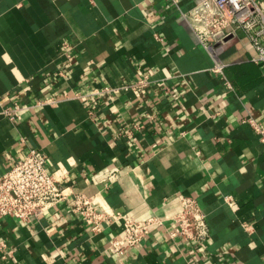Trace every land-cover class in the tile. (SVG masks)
Wrapping results in <instances>:
<instances>
[{"label":"crops","instance_id":"0c3cea01","mask_svg":"<svg viewBox=\"0 0 264 264\" xmlns=\"http://www.w3.org/2000/svg\"><path fill=\"white\" fill-rule=\"evenodd\" d=\"M256 56L240 30L212 56L169 0H0V174L41 149L67 191L137 219L192 196L210 230L204 252L155 227L114 255L119 223L92 235L67 198L31 222L5 217L0 264H264V142L244 122L264 128ZM141 74L146 88L123 89ZM105 86L120 88L94 92ZM14 102L31 105L11 121Z\"/></svg>","mask_w":264,"mask_h":264},{"label":"built area","instance_id":"2783aa9c","mask_svg":"<svg viewBox=\"0 0 264 264\" xmlns=\"http://www.w3.org/2000/svg\"><path fill=\"white\" fill-rule=\"evenodd\" d=\"M180 18L192 30L196 40L212 56L216 43H224L238 30L256 51L257 62H264V12L255 0H192L188 10L180 7L182 0H169ZM157 38V37H156ZM225 64L215 60L209 69L230 87L224 69ZM145 74L134 78L126 88L142 90L148 86ZM120 87H102L95 93L117 91ZM29 103L14 102L2 109L1 114L9 120L19 116ZM244 122L251 126L264 142V128L254 119ZM47 154L31 148L25 156L0 174V224L5 217L31 222L47 214L67 198L72 200V211L78 215L92 235L102 231L104 224L119 223L120 230L108 240L107 249L114 255H125L145 240L153 228L165 230L171 239L193 244L205 251L210 237L207 217L197 200L188 195H177L169 209L162 215H149L137 219L127 213L115 211L102 202L98 194L86 195L67 191L60 179L48 172ZM5 244L0 242V248Z\"/></svg>","mask_w":264,"mask_h":264}]
</instances>
